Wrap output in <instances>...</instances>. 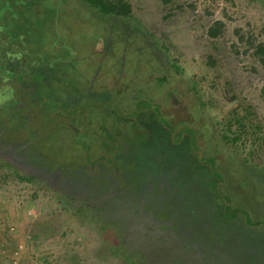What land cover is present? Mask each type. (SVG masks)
<instances>
[{
	"label": "rangeland",
	"instance_id": "1",
	"mask_svg": "<svg viewBox=\"0 0 264 264\" xmlns=\"http://www.w3.org/2000/svg\"><path fill=\"white\" fill-rule=\"evenodd\" d=\"M47 1L46 35L6 25L4 42L19 38L10 48L55 74L42 86L33 79L30 96L70 98L69 115L84 113L83 123L77 132L39 101L4 106L62 173L113 159L130 173L119 186L132 177L124 194L134 198L116 208L101 191L22 181L16 175L28 172L0 156V264H264V0H127V17ZM188 145L201 161L192 154L170 169ZM163 196L169 215L150 224L143 208L163 210Z\"/></svg>",
	"mask_w": 264,
	"mask_h": 264
},
{
	"label": "flooded vegetation",
	"instance_id": "2",
	"mask_svg": "<svg viewBox=\"0 0 264 264\" xmlns=\"http://www.w3.org/2000/svg\"><path fill=\"white\" fill-rule=\"evenodd\" d=\"M20 44L21 43L19 41H16L15 43H9V44H5V42L3 43L4 49L2 52V55H3L2 65L4 66L5 72L2 76L0 85L1 87L8 88V90L7 91L5 90L4 92L5 94H1L2 96L0 97L1 98L0 100V156L7 157L10 161L14 162L15 164L25 169L28 172L29 177L33 179L35 178L38 181H45V183H50V182H53L54 184L58 183L59 186L60 184H62V185L67 186L69 189H72V191L76 190V191H79V193H83V194L90 193V195L95 194L94 195L95 197H97V195L99 194V191H101L102 193L104 192L103 194L105 196L104 198H107L108 195L110 196L108 198L110 200L112 199V201L108 200V202L112 203L111 205L113 207L117 208L119 206L121 208L125 206L126 204L123 203V200L129 201V200H133L134 198L128 195L125 196L124 194V192L127 191V188L130 187L128 184L131 183L132 177L126 178L123 186L120 187L119 179L122 178L123 173L127 172L128 170H125V167H122L118 163H115L116 162L115 160L113 159L108 160V159H105L104 156H99L98 159H95V160L90 159L88 161L90 164L87 166L88 171L81 168V169L76 170L74 174L73 173H62L61 169L63 167L60 164H54L53 162L49 161L48 158L46 159L41 153L37 152L33 148L32 141H30V137L26 139L24 135L22 136L23 134L22 130H24L25 126H23V129L20 128L21 123L19 119L21 117V114L19 115L16 113L15 110L7 106H4V105H9L12 98L14 101L19 102L22 105L27 104V107L28 105L33 106L34 102L39 101L40 106L42 105L46 107L48 112L51 114V116H53L54 118L59 116L60 118H62L63 120L67 122L69 127L75 126V129L77 127L79 128V130L82 124H80L77 121V119L79 120L82 119L83 116H80V115H83L84 113L81 114L79 113V111H76V112H73L71 115H69L70 112L67 111L69 110L67 109V107L70 106L69 104L71 102L70 98H68V100L67 98H64L63 100L59 99V101L53 98V100L46 99L45 101L44 100L45 98L43 97L39 98L37 96H34L33 94L30 96V94L32 93L30 92L32 86L36 85L37 87L38 82L40 86L48 82L53 83L50 80L55 76V74H52V75L50 74L51 73L50 70L52 68H48V65L45 66L46 65L45 63L44 64L42 63L40 65L39 63L34 62L33 58L31 60H26L25 57H26V53H28L27 51H23L24 52V55H23L20 53V51H14L10 48V47L20 46ZM60 58L58 57L54 59L52 58V62L57 63L56 65H60L59 63ZM9 63H13L12 65H16V67H9ZM23 65L30 67L28 68L29 70L26 71ZM35 67L38 68V71H36ZM36 78H39L40 81L36 82L33 80ZM69 91H73V90H69ZM11 94L13 96H11ZM170 95L171 96L169 97L168 109L177 111L174 109L175 106L173 104L175 97L172 92L170 93ZM158 101L160 100H157V102ZM173 113L179 114L177 112H173ZM65 115H67L66 117H68L69 115V117L66 118ZM11 120H16L14 121L16 124L14 125L13 124L14 122ZM76 121L79 123L78 125L75 123ZM76 131L78 132L77 129ZM30 134L33 135L32 133ZM34 136L36 135L34 134L33 138ZM117 137L118 135L116 136L115 139H117ZM189 146L190 145H188L187 147ZM80 148L83 150L85 154L88 155V150H89L88 146L82 144ZM192 154L196 155V157H198V160L201 161L199 159L197 151H195L192 147L191 148L189 147L188 151L185 150V153L184 152L179 153L176 159L169 163L171 166L170 169H173L179 161L181 162L182 160L184 161V158ZM166 162L168 163V161ZM146 166L147 165L144 164L145 168ZM161 166H165V165H161ZM145 168H141L139 165V169L141 171L142 169H145ZM152 172L155 173L154 176H157L158 178H160V177H163L162 174H160V172L164 173L165 171H162V169L155 167V169H153ZM127 174H130V173L127 172ZM144 174H146V172H144ZM179 175H182V172H180ZM144 176L146 177V175ZM149 178L150 179L146 177L144 179H146L145 181H147L150 185H154L153 177L149 176ZM110 179L114 181L109 182ZM104 180H107L108 183L104 184L103 183ZM182 182H184V180ZM181 183L177 184L175 182L174 189H178L181 193H183V190L180 189L182 185ZM148 188L152 189L151 186ZM154 193L155 192H152V196H150L151 199H154ZM115 195L119 198L113 201V197ZM181 195L182 197H184V194H181ZM156 196L159 197L158 194H156ZM166 199L170 200L171 198H169L168 196H163L158 201L159 205L162 204L160 207L165 208V209L163 208V210L157 209V208L152 210L148 208V206H145L143 208L144 211L148 213L150 224H153L154 222H159V225H160V222L165 221V219H161L157 217L158 214L169 215L168 211H169V208L171 207L168 208L167 205L163 203L166 201ZM145 200H147V198H145ZM176 229L178 231L181 230L177 227Z\"/></svg>",
	"mask_w": 264,
	"mask_h": 264
},
{
	"label": "trees",
	"instance_id": "3",
	"mask_svg": "<svg viewBox=\"0 0 264 264\" xmlns=\"http://www.w3.org/2000/svg\"><path fill=\"white\" fill-rule=\"evenodd\" d=\"M15 1H17L19 4L15 3ZM80 1L86 4L89 8L94 9L99 15L104 17H117V16L127 17L130 13V6L127 0H80ZM0 2H2L3 6L5 5L4 0H0ZM7 2H8L7 9H9L10 11H6L5 8L4 11L2 12L6 11L8 14L7 15L3 14L2 19L0 20V84H1L2 76L5 72L4 66L2 65V61H3L2 52L4 49L3 47V43L5 41L4 37L6 36L4 35V32L1 31V28H4L6 27V25H9L11 28L17 29L20 32H21V28L33 29V31L37 29V30H41L43 34L46 35L47 29L45 26H48L44 21L40 19V12L42 10V5H45L48 2L47 0H39V2L38 0H7ZM59 2L63 4L64 0H59ZM51 10L53 11L55 9L51 8ZM11 17H15V19H19L20 22H16L12 19V22L10 24ZM14 29H11L14 32V35L19 36L20 33H18V31L17 32L14 31ZM33 31L29 36V38L30 37L33 38L34 36ZM24 35L26 34L24 33ZM211 35L215 36L216 34L211 33ZM8 40L9 43H15L17 41L11 38H9ZM33 40H36V36L31 40L32 42H35ZM45 49H48V47H45ZM261 52L264 53V50ZM12 64L13 63H9V67H16V65H12ZM23 66L24 69H26V71L29 70L28 68H30L26 65ZM35 68L36 71H38V68L37 67ZM229 140L232 141L233 139L230 138ZM16 177H18L22 181H30L31 179V177H23L20 175H16Z\"/></svg>",
	"mask_w": 264,
	"mask_h": 264
}]
</instances>
